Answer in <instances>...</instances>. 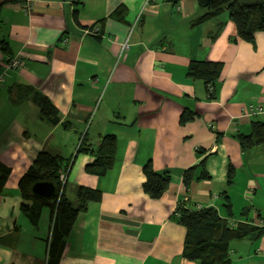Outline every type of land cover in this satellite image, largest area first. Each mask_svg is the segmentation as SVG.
Masks as SVG:
<instances>
[{
	"label": "crops",
	"instance_id": "1",
	"mask_svg": "<svg viewBox=\"0 0 264 264\" xmlns=\"http://www.w3.org/2000/svg\"><path fill=\"white\" fill-rule=\"evenodd\" d=\"M24 1L0 0V56L23 61L0 83V163L9 168L0 188V264H198L182 255L184 228L172 219L178 203L261 228L256 238L229 241L227 253L230 264H264V143L242 149L235 138L264 122V31L253 42L239 39L226 11L191 25L203 11L195 0H32L29 11ZM93 26L97 34L85 32ZM190 60L221 63L210 97L203 80L186 75ZM16 85L33 93L15 102ZM34 93L55 108L56 122L41 115ZM248 105L261 112L244 114ZM185 108L195 116L180 123ZM108 133L112 166L86 173L93 155L77 150L80 140L94 147ZM39 151L68 160L64 193L73 205L78 186L100 194L77 212L51 257L50 206L22 197L17 185ZM147 161L170 178L157 198L142 189ZM200 162L208 176L184 186L182 171Z\"/></svg>",
	"mask_w": 264,
	"mask_h": 264
},
{
	"label": "trees",
	"instance_id": "2",
	"mask_svg": "<svg viewBox=\"0 0 264 264\" xmlns=\"http://www.w3.org/2000/svg\"><path fill=\"white\" fill-rule=\"evenodd\" d=\"M177 0H171L176 3ZM196 6L203 11L193 18L191 25H198L206 20L226 11L236 31V37L247 42H253L256 31H264V0L239 1V0H195ZM1 5V4H0ZM76 10L72 16L76 21ZM222 23H218L216 29L210 34L214 38ZM0 43V48H2ZM10 57V56H7ZM221 63L208 60H190L187 65L186 75L191 78L201 79L204 82L208 97H210L212 83L218 78ZM211 87L208 89V87ZM10 97L15 102L22 99L24 95L32 94V88L28 86L16 85L13 90H9ZM34 101L39 107L42 116L49 117L52 121H57L56 110L48 99L38 93H34ZM195 112L184 109L179 116V122L184 123L191 120ZM240 147L246 149L264 143V122L255 120L250 124V131L247 134L236 133ZM78 151H85L93 155V159L87 162L83 169L88 174H104L113 164L115 154V136L104 134L100 136L98 143L90 147L80 140ZM201 162L184 169L181 179L184 186L191 180L206 178L208 175L201 168ZM68 160L60 156H52L47 152L39 151L31 165L18 180L20 195L26 199H36L39 203H46L50 206L51 218L53 214L52 232L48 248L49 256L59 254L64 238L68 234L72 222L77 212L84 208L87 200H97L100 196L98 191L78 186L76 189L77 203L73 205L64 193V185L59 193L60 183L58 181L59 170H68ZM199 173L196 175V170ZM232 168L228 167L226 182L229 184L232 177ZM9 168L0 163V188L6 180ZM142 173L144 181L143 191L151 198L159 197L169 183V176L166 172L154 171L149 161L143 164ZM36 180L51 181L56 191L50 199L38 198L29 191L30 185ZM226 197V196H225ZM226 214L231 215L230 203L224 202ZM24 209H26L24 205ZM243 215L247 209L241 211ZM172 219L184 228V238L182 255L188 259L196 260L198 264H230L228 257V243L233 239L243 237L256 238L261 228L246 222L227 221L221 218L211 207L201 208L195 211L188 210L180 203L176 206Z\"/></svg>",
	"mask_w": 264,
	"mask_h": 264
},
{
	"label": "built area",
	"instance_id": "3",
	"mask_svg": "<svg viewBox=\"0 0 264 264\" xmlns=\"http://www.w3.org/2000/svg\"><path fill=\"white\" fill-rule=\"evenodd\" d=\"M32 0H25L22 4L21 7L22 9L29 11L30 9V4H31ZM98 28L97 27H91L90 29H86L85 32L87 33H92V34H97ZM128 40L127 38H125L123 41L117 43V49L115 51V62H117L118 60L122 59L125 55V52L128 48ZM23 61L22 58L20 57L19 54H14L10 57H4L2 58L0 56V66H1V70H0V83L3 81L4 76L6 75V72L10 69L13 68H18L22 65ZM211 87L209 86L208 89H210ZM244 114H254L257 112H261V108L258 106H251L248 105L246 108L243 109L242 111ZM66 173L67 171L60 169L59 173H58V181L60 183V187H59V193L63 187V185L65 184V180H66ZM52 223H53V214H52V218L50 221V228H52Z\"/></svg>",
	"mask_w": 264,
	"mask_h": 264
},
{
	"label": "water",
	"instance_id": "4",
	"mask_svg": "<svg viewBox=\"0 0 264 264\" xmlns=\"http://www.w3.org/2000/svg\"><path fill=\"white\" fill-rule=\"evenodd\" d=\"M29 191L38 198L50 199L53 197L56 187L51 181L36 180L30 185Z\"/></svg>",
	"mask_w": 264,
	"mask_h": 264
}]
</instances>
